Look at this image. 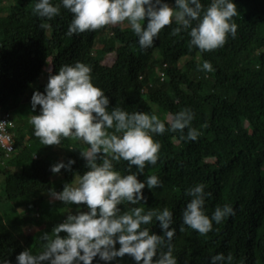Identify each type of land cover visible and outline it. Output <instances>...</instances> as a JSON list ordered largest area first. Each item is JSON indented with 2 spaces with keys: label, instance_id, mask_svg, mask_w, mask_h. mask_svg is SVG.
<instances>
[{
  "label": "trees",
  "instance_id": "1",
  "mask_svg": "<svg viewBox=\"0 0 264 264\" xmlns=\"http://www.w3.org/2000/svg\"><path fill=\"white\" fill-rule=\"evenodd\" d=\"M9 1L24 3L21 10L13 6L0 15L5 40L0 53V115L10 112L19 148L0 157V196L10 203L7 216L0 211V258L16 264L22 248L34 254L42 251L43 233L51 235L68 211L84 210L83 205L75 204L58 207V201L51 200V191L62 189V182L70 183L87 170L80 150L88 145L62 138V147L53 151V145L42 146L33 135V126L28 125L27 112L33 111L28 84L38 79V90L43 92L47 83L45 74L40 75L44 57L56 54L61 65L80 61L90 66L91 82L108 96L109 110L119 106L129 112H154L161 120L181 108L194 113L191 125L199 132L195 141H185L176 131L153 134L160 144L159 158L155 165L146 163L137 178L155 174L161 186H145L146 199L136 205L124 202L121 210L168 207L173 220L170 227L175 229L172 252L178 264H209L216 253L231 255L227 264H264V0H234L235 37H227L222 47L207 52L197 48L200 60L193 54H176L190 38L186 31L170 35L175 22L159 31L150 48L141 49L130 27L113 36L103 31L104 26L85 31L83 37L68 36L71 18L63 11L59 17L47 19L52 30L40 39L43 18L32 13L30 4L25 7L26 0ZM207 2L202 0V5ZM35 39L33 61L25 51H18ZM111 55L113 59L104 62ZM204 60L212 64L213 71L198 70ZM161 71L166 76L163 80ZM24 141L31 145L21 146ZM69 158L75 163L68 170L50 171L52 164L66 163ZM126 166V161L114 162L122 173ZM131 170L135 171V165ZM196 183H203L210 193L203 206L206 215L211 217L215 207L225 203L233 208V214L213 222L203 235L182 225V210L190 199L184 190ZM146 226L161 234L158 222ZM117 259L120 264L133 262L127 254Z\"/></svg>",
  "mask_w": 264,
  "mask_h": 264
},
{
  "label": "clouds",
  "instance_id": "2",
  "mask_svg": "<svg viewBox=\"0 0 264 264\" xmlns=\"http://www.w3.org/2000/svg\"><path fill=\"white\" fill-rule=\"evenodd\" d=\"M28 4L33 6L31 11L35 16L43 18L44 32L40 28V39L52 30L47 19L59 17L63 11L71 18L65 33L68 36L83 37L87 35L85 31L103 26V31H110L113 36L118 30L130 27L141 49L150 48L159 31L173 22L176 27L170 35L186 31L189 47L194 46L201 52L222 47L226 38L235 37L237 31L232 19L237 15L234 0H208L203 5L202 0H171V4L169 0H55L54 4L52 0H26L25 7ZM13 6L23 8L15 2L0 0V15L7 14ZM37 39L28 41L29 45L18 52L25 51L34 61ZM3 42L0 26V53L5 49ZM106 59L110 61L113 57L106 56ZM197 68L213 71L208 60ZM43 73L47 79L43 92L38 90L37 85L41 83L38 79L28 84L27 94L31 95L28 103L33 110L27 112L28 125L33 126V135L44 148L53 145V151H57L62 147V138L69 137L88 145L80 150L87 170L76 174L70 183L62 182V189L51 191L58 207L75 204L83 205L84 210L68 211L65 219L51 229V235L42 234L43 250L34 254L22 248L15 257L16 264H97L99 261L120 264L117 258L126 254L133 262L124 264H178L172 252L175 229L170 227L173 220L168 207L147 210L131 207L122 211L119 206L124 202L136 205L146 199L142 193L145 186L149 189L161 186L155 174L142 180L137 178L143 174L146 163L155 165L159 158L160 144L153 139V134L176 131L185 141H195L199 132L191 125L193 111L181 108L161 120L154 112H129L119 106L109 110L108 96L91 82L90 66L80 61L61 65L56 61V54L44 57L40 75ZM159 74L162 80L166 77L162 71ZM1 121H6V125L5 134L0 138V157H8L19 148L8 110L0 115ZM22 145L30 146L31 141H24ZM120 161L127 162L123 173L114 167V162ZM74 163L71 158L66 163L61 160L52 164L50 171L59 173L61 168L68 170ZM133 165L135 171L131 170ZM184 194L190 199L182 210V225L201 235L212 229L213 222L220 223L233 214L232 206L227 203L215 207L211 217L204 213L205 198L210 193L205 191L203 183L187 187ZM0 202L4 204L0 211L7 216L10 203L3 196ZM153 221L158 222L161 234L146 226ZM61 232L65 235H60ZM231 260V255L216 253L210 257L209 264H227ZM0 264H11V261L2 257Z\"/></svg>",
  "mask_w": 264,
  "mask_h": 264
},
{
  "label": "rangeland",
  "instance_id": "3",
  "mask_svg": "<svg viewBox=\"0 0 264 264\" xmlns=\"http://www.w3.org/2000/svg\"><path fill=\"white\" fill-rule=\"evenodd\" d=\"M176 54H193L194 58L196 60H200L201 59V53L197 50L196 47H189V44H184L182 46H180L179 48H177L175 50ZM109 59V57H108ZM108 59H106L104 62H108ZM0 187H1V180H0ZM51 200H54L53 197H51ZM64 203V202H63ZM71 205V204H70Z\"/></svg>",
  "mask_w": 264,
  "mask_h": 264
},
{
  "label": "built area",
  "instance_id": "4",
  "mask_svg": "<svg viewBox=\"0 0 264 264\" xmlns=\"http://www.w3.org/2000/svg\"><path fill=\"white\" fill-rule=\"evenodd\" d=\"M5 125H6V121H1L0 122V138L3 137V134H5Z\"/></svg>",
  "mask_w": 264,
  "mask_h": 264
}]
</instances>
